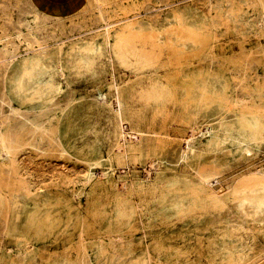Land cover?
Wrapping results in <instances>:
<instances>
[{"label": "rangeland", "instance_id": "374dc122", "mask_svg": "<svg viewBox=\"0 0 264 264\" xmlns=\"http://www.w3.org/2000/svg\"><path fill=\"white\" fill-rule=\"evenodd\" d=\"M0 37V264H264V0H0Z\"/></svg>", "mask_w": 264, "mask_h": 264}, {"label": "bare ground", "instance_id": "6f19581e", "mask_svg": "<svg viewBox=\"0 0 264 264\" xmlns=\"http://www.w3.org/2000/svg\"><path fill=\"white\" fill-rule=\"evenodd\" d=\"M100 13V12H99ZM103 18V17H102ZM27 24V23H25ZM178 24H180V22L178 21ZM26 28V27H25ZM129 30V29H128ZM127 29H124L119 35H118V40L115 46V51L116 54H119L123 48L122 42H127L130 41V36H129V32ZM146 36V35H145ZM4 37H0V42L3 40ZM137 38V37H136ZM33 39V38H32ZM137 46V45H136ZM3 49H0V66L3 65L6 61H9L11 59H14L15 57H17L16 54V48L14 46L9 47L8 45H5L2 47ZM137 48V47H136ZM134 47V50L136 49ZM132 49V48H131ZM145 49V48H144ZM147 49V48H146ZM133 51V50H132ZM150 51V50H149ZM137 55L143 56V58H148V51L144 50V51H139V49L135 50V52ZM150 56V55H149ZM123 60V59H122ZM5 98V97H4ZM4 104V103H3ZM119 107V106H118ZM9 108V107H8ZM11 108L13 109V106L11 105ZM10 109V108H9ZM12 111V110H11ZM3 113V111H2ZM139 137V134H137ZM194 135L195 134H191L189 136V138L186 141V146H187V151H193L195 148L194 145ZM15 139L10 138L2 133H0V143L2 145V149H3V153L0 152V161L1 162H5L9 159H11L12 157V142H14ZM97 165L100 164L99 162L96 163ZM149 175V174H148ZM88 176H92V174H89ZM215 176V175H214ZM211 177V176H210ZM216 177V176H215ZM213 177V178H215ZM199 178L200 181L202 180L203 182H208L209 181V176L205 173H200L199 174ZM212 178V179H213ZM215 180V179H214ZM90 181V180H89Z\"/></svg>", "mask_w": 264, "mask_h": 264}, {"label": "crops", "instance_id": "0c3cea01", "mask_svg": "<svg viewBox=\"0 0 264 264\" xmlns=\"http://www.w3.org/2000/svg\"><path fill=\"white\" fill-rule=\"evenodd\" d=\"M37 5L50 13L69 14L76 11L85 0H34Z\"/></svg>", "mask_w": 264, "mask_h": 264}]
</instances>
